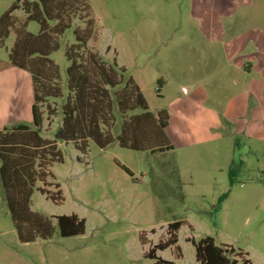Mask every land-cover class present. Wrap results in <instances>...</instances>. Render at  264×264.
I'll list each match as a JSON object with an SVG mask.
<instances>
[{
    "label": "rangeland",
    "instance_id": "rangeland-1",
    "mask_svg": "<svg viewBox=\"0 0 264 264\" xmlns=\"http://www.w3.org/2000/svg\"><path fill=\"white\" fill-rule=\"evenodd\" d=\"M17 1L0 0V17ZM88 2L89 49L133 78L151 113H168L173 149L153 154L117 141L101 149L90 140L83 154L57 138L68 94L65 51L85 27L74 20L51 56L63 98L39 105L41 135L63 158L45 189L56 194L59 184L64 202L48 200L38 183L31 208L51 218L55 232L21 243L0 177V264H153L150 249L178 221V243L156 256L198 264L192 240L213 237L241 263L264 264V0ZM15 18L25 19L21 7ZM27 31L37 34L39 25ZM14 41L12 33L0 48V131L33 125L31 76L10 62ZM122 122L116 110L114 137ZM71 215L86 221V233L62 238L55 218Z\"/></svg>",
    "mask_w": 264,
    "mask_h": 264
},
{
    "label": "trees",
    "instance_id": "trees-1",
    "mask_svg": "<svg viewBox=\"0 0 264 264\" xmlns=\"http://www.w3.org/2000/svg\"><path fill=\"white\" fill-rule=\"evenodd\" d=\"M23 9L25 19L18 22L16 11ZM88 0H18L0 17V48L12 33L15 41L9 54L11 64L31 76L34 103L32 106L33 127L19 125L0 131V177L9 214L21 243H33L39 239L49 240L55 232L51 218L34 212L31 208L37 184L41 194L55 204L64 202L60 185L56 194H51L49 178H54L50 167L62 162L57 143L41 136L44 113L39 106L48 99L63 98L58 65L51 59L60 50L59 38L72 28L73 21L85 22L84 28L74 31L75 43L66 48L68 94L62 106L61 132L65 142L74 143L83 154L92 140L99 148L106 149L115 141L122 148L151 153L172 150L166 134L169 116L166 111L157 115L150 112L148 104L136 82L127 77L126 71L116 62L108 64L99 54L88 47L92 40L95 20ZM37 23L39 32L27 31L29 23ZM116 110L121 115L122 127L117 137L111 133ZM135 112H140L136 114ZM233 181V180H232ZM231 181V183H232ZM62 238L81 236L86 233V221L75 215L55 218ZM182 222L171 223L169 237L151 248L148 259L153 264H174L156 256L175 246L177 232ZM198 264H251L242 263L213 237L192 240Z\"/></svg>",
    "mask_w": 264,
    "mask_h": 264
},
{
    "label": "crops",
    "instance_id": "crops-1",
    "mask_svg": "<svg viewBox=\"0 0 264 264\" xmlns=\"http://www.w3.org/2000/svg\"><path fill=\"white\" fill-rule=\"evenodd\" d=\"M26 73H27V72H26ZM31 84H32V81H31ZM186 92H188V90H186ZM33 103H34V102L31 103V109H32ZM28 126H30V125H28ZM31 126H32V125H31ZM32 128L35 129L33 126H32ZM41 136H42V135H41ZM43 138H44V139H49V138H46V137H43Z\"/></svg>",
    "mask_w": 264,
    "mask_h": 264
},
{
    "label": "water",
    "instance_id": "water-1",
    "mask_svg": "<svg viewBox=\"0 0 264 264\" xmlns=\"http://www.w3.org/2000/svg\"><path fill=\"white\" fill-rule=\"evenodd\" d=\"M57 138H61V139H63V138H65V136H64L62 133H60L59 136H58Z\"/></svg>",
    "mask_w": 264,
    "mask_h": 264
}]
</instances>
